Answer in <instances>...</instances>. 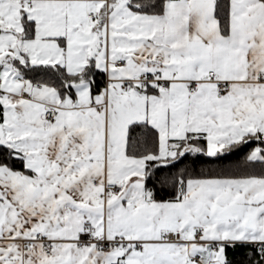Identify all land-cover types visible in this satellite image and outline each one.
<instances>
[{"label":"snow or ice","instance_id":"obj_1","mask_svg":"<svg viewBox=\"0 0 264 264\" xmlns=\"http://www.w3.org/2000/svg\"><path fill=\"white\" fill-rule=\"evenodd\" d=\"M0 264H264V0H0Z\"/></svg>","mask_w":264,"mask_h":264}]
</instances>
